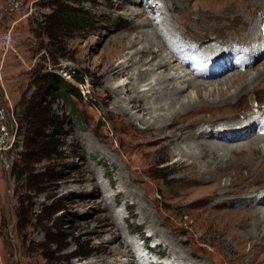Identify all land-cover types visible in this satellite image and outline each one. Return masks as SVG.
Returning a JSON list of instances; mask_svg holds the SVG:
<instances>
[{"label": "rangeland", "instance_id": "rangeland-1", "mask_svg": "<svg viewBox=\"0 0 264 264\" xmlns=\"http://www.w3.org/2000/svg\"><path fill=\"white\" fill-rule=\"evenodd\" d=\"M263 1L0 0V145L5 139L1 146L7 165L0 160V264H264V240L254 226V215L264 207L256 208V201L246 199L264 189L263 174L260 180L252 181L264 170V164H257L264 158V147L260 148L264 140L257 150L249 152L242 146L255 135L236 143L219 138L216 143L234 149L231 159L219 162L218 168L210 165L206 177L175 172L170 165L177 160L176 152L165 156L169 153L165 140L140 136L139 130L133 132L112 110L116 98L128 95L106 97L110 88L129 81L126 75H112L111 69L128 53L133 58L142 56L135 54L144 47L143 38L138 40L141 31L160 29V17H167L169 28H179L176 37L188 55L193 52L192 57H184L185 62L193 63L197 55L205 57L197 63L198 74L225 51L256 47L263 40ZM64 5L81 10L87 21L69 28L61 26L60 8ZM174 7L179 9L172 11ZM253 22L256 35L248 42L246 33ZM204 38L208 39L203 42ZM224 42L230 44L224 46ZM208 44H215L219 51H198V46ZM238 62L234 57L231 65ZM263 62L264 54L256 64L235 70L244 71L248 79L264 72ZM134 67L125 68V74L135 72ZM147 69L145 65L140 72ZM48 73L64 78L81 94V98L72 97V108L62 96H48L44 85ZM146 84L143 81L140 89L147 91ZM235 86L220 96L217 90L212 98L202 95L212 112L190 114L189 121L187 115L180 124H215L224 119L232 125L264 113L261 85L228 107L213 103L227 99ZM27 106L32 136L39 133L38 118L43 119L46 110L62 126L53 137L51 159L24 168L20 158L25 126L18 118ZM131 113L139 119L143 115ZM133 125L141 127L137 122ZM192 141L187 137L175 147L183 148ZM206 143L213 144L211 140ZM14 166L20 170L12 175ZM223 186L229 192H219ZM231 199L235 201L228 208ZM141 200L149 206L153 220L140 216ZM235 202L251 207H233ZM151 222L158 229L154 236ZM123 246L130 254H121Z\"/></svg>", "mask_w": 264, "mask_h": 264}, {"label": "bare ground", "instance_id": "bare-ground-1", "mask_svg": "<svg viewBox=\"0 0 264 264\" xmlns=\"http://www.w3.org/2000/svg\"><path fill=\"white\" fill-rule=\"evenodd\" d=\"M261 4L264 5V1ZM178 9H179L178 7L177 8L174 7L172 8V11H177ZM260 16H262V23H264V14L262 13L260 14ZM157 24H160L161 26L160 29L156 26L154 28L141 31V35L138 38V40H140V38H143L141 39V41L144 47L140 48L138 52L135 53L139 56L140 54H142L141 57L133 58L132 57L133 55L130 56V53H128L127 55H125L124 60L120 64H118L115 68L111 69L112 75L119 77H123L124 75H126L128 76V80L131 81L125 83L124 80L122 85H117L116 87H112L109 89L110 92L109 95L106 96L107 98L114 97L118 93L121 94L123 93L124 95H128L127 98H122V99L116 98L115 102H113L112 104V110L116 112L119 118L127 122V124L130 126V129L133 130V132L139 130L138 132L140 136L141 134H143V136L146 138L148 137V139L157 138L158 140L159 139L165 140L167 145L164 148H167L169 150V153L165 154V156L168 155L169 157L170 155L174 156L175 155L174 152H176L175 156L177 157V160L174 164L170 165L171 170L175 172H184L187 174L188 172L196 173L203 177L209 176L210 172L207 170V168H209L210 165H213L214 167L218 168L219 162H224V161L226 162L227 160L231 159L230 158V156L232 155L231 153H234V149L232 147H229V145H225V144L223 145L220 142L216 143L215 141H219L218 140L219 138H221L222 141L225 140L226 142L229 143L231 142L236 143L245 140L251 136L254 137L255 135V138L252 141L248 142L246 145L242 147H243V151L246 150L252 152L254 150H257L259 148V145L261 144L260 141L264 140V113H261L260 115H257L254 118L248 116V118H245L244 120H240L239 122H235V124L233 123L232 125L230 123H227L223 118H222L223 120L220 119L223 122L220 123L219 121H217L215 122V124H212L214 123V121L203 122L200 124L197 123L195 125H191V124L182 125L180 124V122L186 120L187 115L189 121L190 114L201 111L204 112L210 109L213 110L212 106L210 107L207 105V103L204 102L205 99L204 97L203 100L201 99L202 95L207 96L208 98L210 97L212 98L213 93L217 90L220 96V94L222 93L225 94V92H227L229 88H233L234 85L236 84L237 87L235 86V91L230 96H227L228 97L227 99L225 100L223 99L224 101L219 103L213 102L219 107H224V106L228 107V105H230L231 102L232 103L237 102V100H239L241 96H243L246 92H248V90L252 91L254 88H256V86L259 85L264 86V72L261 71L258 73L256 72L255 75H252L251 78L247 79L244 76V74H246L244 71L242 72L235 70L240 66L247 67L256 64V62L259 60L261 55L264 54V37L263 40H259L257 42L256 47L253 45L252 47L246 45V48L239 47L241 51H233V52L231 50L225 51L223 55L219 56L215 61L211 62L209 65H206L205 68L202 65L203 66L202 68L204 69L203 71H201V73L204 74L201 73L195 74L198 68V64H197L198 61L199 63H201V61L206 60L205 57L197 55V59L196 61H193V63L192 61H190V63L185 62L184 57L188 55V50L186 49V47L182 46V42L179 41L178 38L176 37V35H179L178 32L179 28L177 29L176 26H172V25H171L172 28L171 27L169 28V21L166 16L160 17V20L158 21ZM250 25L251 27L249 26L250 28L249 30L247 29L248 32L246 33L248 42L253 41L254 36L256 35V33L254 32L256 30V23L253 22L252 24L250 23ZM175 28L177 29L176 31ZM260 28L263 35L264 28H262V26ZM160 30L162 32H160ZM165 33L167 35L165 36V38H163V35ZM207 39L208 38L206 39L204 38L203 42H205V40ZM203 42H201L200 44H202ZM221 44H223L224 46H228V44L230 43L224 42ZM197 48L199 49L198 50L199 52H203V53H210L211 50L219 51L218 49L219 47L216 46L215 44L198 46ZM182 50L185 52L181 53ZM191 53L193 52H190V55H188V57L193 56L191 55ZM234 57L239 58V62L235 63V65L232 66L231 61L232 58ZM154 61L155 63H153ZM218 64H221L219 68L215 70L209 69V68H213L214 66H217ZM145 65H148V69L146 70L147 72L144 71L141 73L140 68ZM129 66L132 68L135 66L134 67L135 72L133 73L128 72L127 74H125L124 69ZM186 66L188 67V69L184 68ZM149 73H152L153 76L150 75L149 78H146V75ZM222 74L224 75L221 76ZM228 74L229 76H225ZM198 78L203 79L205 81L197 82L196 80ZM205 78L212 80H207ZM143 81L148 82V84H146L149 87L147 91L140 89L141 83ZM188 89H190L191 92ZM187 91H189V93ZM159 97H161L160 100ZM156 100L157 102L154 103V101ZM247 107H249L248 104ZM211 110L209 111V114L212 112ZM131 111H136V113L139 112L143 113L141 119L136 118V116L132 115ZM202 114L204 116V113ZM180 119L182 120L180 121ZM135 122L141 124V127H137L136 125H133L135 124ZM188 128L190 130H188ZM261 131L263 132L262 133L263 137H260L259 135ZM152 132L154 133L152 134ZM187 137L192 138L193 141L189 142L183 148L175 147L178 141L184 140ZM207 140H211L213 144L211 143L207 144L206 143ZM1 145L0 147H2ZM223 147L226 148L224 149ZM263 147L264 146H260V148ZM227 153L228 155L230 153L229 157ZM262 156L264 157V155ZM186 158H188L187 160L189 163L186 161ZM257 164L258 165L264 164V158L260 160ZM198 165L201 166L198 167ZM261 174H263V178H264V170H261L260 173L256 175L257 178L253 179L252 181L256 182L260 180L259 178ZM91 180L94 179L91 178ZM93 185L96 188H98L97 181H95ZM221 191L223 194H225V192H229L226 186H223V190H220L219 192ZM246 199L250 200L251 202L256 201L255 207L261 209V207H264L261 206L260 204L261 201H264V189L256 191L253 194L246 196ZM232 200L233 199L227 201L229 202V204L227 203L228 208L230 203L235 201V199L233 201ZM239 204H241L243 208L251 207L246 202H241V203L235 202L233 203L232 206L233 207L238 206ZM140 205H141V209L139 213L140 216L144 217L146 221L153 220L152 211L149 209V206L142 200L140 201ZM262 205H264V202H262ZM254 217H255L254 226H257L260 230L258 232L259 234L258 233L257 234L259 235L260 239L264 240V210H259V212L256 213ZM238 221L236 220V222ZM156 228H157L156 223L151 222L150 229L153 236L157 234L158 229ZM125 245H130V244L125 243ZM117 248H122V246L120 247V245H118ZM123 248L125 249V251L121 252V254L124 253L130 254V252L126 249L125 246H123ZM132 249L134 250L133 247ZM200 264H204V263H200Z\"/></svg>", "mask_w": 264, "mask_h": 264}, {"label": "trees", "instance_id": "trees-1", "mask_svg": "<svg viewBox=\"0 0 264 264\" xmlns=\"http://www.w3.org/2000/svg\"><path fill=\"white\" fill-rule=\"evenodd\" d=\"M60 9L63 16L61 26H64V28L83 24L87 21L86 17L79 9L72 8L68 5H64ZM45 76L46 78L44 85L46 87V93L48 96H62L61 98L70 104V108H72V97L81 98V94L78 92V90L70 85L64 78L54 73H48ZM79 81L82 83V80ZM49 113L50 110H46L45 115L42 114L43 119H40L41 117L38 118V127L40 128V131L39 133L35 134V136H32L29 128V107L27 106L24 112L20 114L18 121L23 122L25 126V137L23 141L24 151L20 158V167L26 168L27 166L29 167L33 164H37L40 161L51 159L52 149L55 147V145L52 143V140L56 134L57 128H61L62 124L57 118ZM49 129L53 130V132L47 133ZM19 170L20 168L18 166H14L12 168V175H14V172ZM28 187L31 188V186Z\"/></svg>", "mask_w": 264, "mask_h": 264}, {"label": "water", "instance_id": "water-1", "mask_svg": "<svg viewBox=\"0 0 264 264\" xmlns=\"http://www.w3.org/2000/svg\"><path fill=\"white\" fill-rule=\"evenodd\" d=\"M4 140L5 139H3V141H2V145H4ZM3 147V146H2ZM0 148L1 150H0V160H1V162L3 163V165H4V167H7V165L5 164V160H4V158H3V148Z\"/></svg>", "mask_w": 264, "mask_h": 264}]
</instances>
